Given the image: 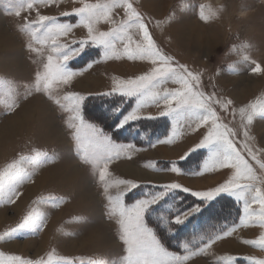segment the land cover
<instances>
[{"label": "snow or ice", "instance_id": "1", "mask_svg": "<svg viewBox=\"0 0 264 264\" xmlns=\"http://www.w3.org/2000/svg\"><path fill=\"white\" fill-rule=\"evenodd\" d=\"M12 9L10 14L20 17L24 10L35 11L33 19H25L19 31L27 37V51L37 64L34 82L23 85L19 91L12 82L0 80L4 99L0 104L5 114L14 112L22 100L40 94L57 106L62 114L65 134L72 144L73 158L88 166L93 179L102 189L104 216L117 227V237L123 255L119 264H189L192 258L206 255L218 241L233 235L240 228L264 229V148L255 144L251 134L257 118L264 119V98L256 99L246 107L231 108L233 101L209 94L201 89V73L189 69L160 48L149 31L150 20L134 6L135 0H73L80 6L63 11L60 16L42 14V8L59 6L62 0H6ZM117 10L123 17L115 19ZM223 6L212 9L205 4L198 6L199 19L205 23L219 18ZM61 17H74L75 22H64ZM107 24V31L100 25ZM159 26V24H157ZM83 29L85 35L76 38L74 30ZM244 48L249 45L244 44ZM94 50V54L82 67L74 69L73 62L83 59ZM232 51H236L235 48ZM127 59L147 62L149 68L143 74L127 79L113 77L107 91L80 93L61 88L70 86L76 77L109 61ZM242 61L254 65L251 73L260 74L264 68L250 60ZM235 72L236 66L230 67ZM175 87H168V85ZM93 100L103 103L89 110ZM216 106L229 112L233 120L239 116V128L234 129L223 122ZM150 108L158 111L148 112ZM166 118L170 130L150 147L175 144L189 132L205 129L202 138L189 147L179 160L169 161L166 167H147L176 175L203 177L206 174L227 173L225 179L205 190L187 187L179 182L150 184L148 191L128 202L129 194L141 188V184L130 179H113L110 165L120 159L131 160L134 153L143 149L135 143H118L107 130L115 121V131H139L137 122ZM242 136V139H237ZM194 153L202 155L199 163L185 171L183 162L194 163L189 158ZM58 154L33 148L20 153L10 163L0 168V205L15 204L22 194L20 188L33 181L38 171L57 162ZM115 189V191H113ZM190 198L187 207H178ZM228 198L240 205L242 211L232 224L219 228L196 231L183 239L178 234L181 226L189 227L193 217L203 219L206 224L228 211ZM66 201L63 197L49 194L33 202L32 207L14 227L0 234V242L11 240L20 232L37 235L46 224L47 215L42 205L59 208ZM219 205V207H217ZM205 209L208 215L203 216ZM155 217L154 221L150 218ZM176 241V250L170 244ZM264 251V232L258 239L244 240ZM248 264H264V259L244 257ZM0 264H77L69 257L58 256L55 251L39 259L21 256L4 257L0 253ZM83 264V262H81ZM88 264H107L103 259L90 260ZM220 264H239L235 256H223Z\"/></svg>", "mask_w": 264, "mask_h": 264}, {"label": "rangeland", "instance_id": "2", "mask_svg": "<svg viewBox=\"0 0 264 264\" xmlns=\"http://www.w3.org/2000/svg\"><path fill=\"white\" fill-rule=\"evenodd\" d=\"M89 2L94 3L95 0ZM200 4L212 9L223 6L224 11L219 18L205 23L198 16ZM78 6L79 3H73V0H62L58 7L42 8L41 12L59 17L61 12L71 11ZM134 6L151 21L149 31L158 46L192 71L202 74L201 89L204 92H214L218 97L232 100L231 108L246 107L256 99L264 98V72L253 74L250 68L254 65L242 61V56L248 55L250 60L264 68V0H135ZM11 11L6 0H0V80L12 82L22 92L23 85L34 82L37 64L32 62L34 56L30 57L27 51V37L19 31V27L25 19H33L35 11L24 10L20 17L10 14ZM122 17V10H117L115 19L118 21ZM61 19L75 22L76 18ZM100 28L107 31L109 25L101 24ZM74 35L82 38L85 31L76 29ZM244 44L249 47L244 48ZM233 48L236 51H232ZM92 54L94 50L83 59L74 61V69L82 67ZM233 65L236 66L235 72L230 71ZM148 68L147 62L129 61L126 58L109 61L76 77L70 86L62 87L60 91L61 94L68 91H107L112 86L113 77H135ZM3 99V90L0 89V100ZM35 108L37 111L41 109L42 113ZM42 108L48 113L44 114ZM231 108L229 112H223L216 106L223 122L238 129L239 116L233 120ZM5 111L0 104V168L20 153H28L33 148L55 152L59 158L56 163L41 168L32 182L21 186L22 194L15 204L0 205V234L14 228L34 206L33 202L42 196L51 194L63 197L66 202L59 208L42 205V211L47 215L43 230L37 235L20 232L11 240L0 242V253L5 258L15 255L35 260L55 251L56 255L72 258L77 264H88V261L97 259H103L107 264H119L123 252L117 227L103 214L105 202L102 189L93 179L89 167L73 158L72 144L62 123V116L66 117V114H62L55 104L40 94L22 100L14 112L5 114ZM147 111L155 114L158 110L150 108ZM160 119L165 120L167 125L165 136L170 130V122L166 118ZM204 131L202 128L194 133L189 132L175 144H158L154 148L150 144L157 138L147 141L146 131L122 129L117 132L120 136H130L132 141L141 144L137 147L143 149L134 153L131 160L120 159L109 167L113 179H130L141 184V188L134 190V194L130 193L126 200L130 202L148 191L150 184L179 182L193 189L205 190L222 182L227 175L224 171L191 177L147 167L154 164L157 168H163L169 161L179 160L180 155L202 138ZM251 134L255 137L256 146L264 148V119H256ZM237 139H242V136H237ZM189 159L194 163L183 162L185 171L194 168L202 155L194 153ZM236 205L240 214L242 208ZM199 224L203 223L193 219L190 227L184 226L183 229H196L197 226L201 227ZM209 228L204 225L202 230ZM262 232L264 229L259 227L240 228L232 236L213 245L208 254L192 258L189 264H220L223 256H235L239 264H248L244 257L264 259V251L243 243L244 240L258 239Z\"/></svg>", "mask_w": 264, "mask_h": 264}, {"label": "trees", "instance_id": "3", "mask_svg": "<svg viewBox=\"0 0 264 264\" xmlns=\"http://www.w3.org/2000/svg\"><path fill=\"white\" fill-rule=\"evenodd\" d=\"M102 103H103V101H101V100H93L89 104V110L94 111L95 108L97 106L101 105ZM92 109H94V110H92ZM110 123L112 125H114L115 121H111ZM157 124H160V125L157 127H154V125H157ZM136 126L139 128V130L147 132V135H146L147 141H149L151 139H155V138L159 139V138L163 137L165 134V131L167 130V125L165 123V120H163V119H158V120H154V121L142 120V121L137 122ZM114 127L115 126L107 127V130L113 135V138L116 141H118V142H132L138 146L141 145L140 143L132 141L130 139V136H128V135L120 136L119 133H117V131L114 130ZM225 199L228 200L227 198H225ZM190 202H191L190 198L186 199V200L182 201L181 205L178 207H181V208L187 207L188 204H190ZM217 207H219V205H217ZM227 207H228V211L224 212L222 215L216 217L215 219L208 221L206 224L204 223L203 219H200L199 217H193L188 223H190L193 219H198L201 223H203V224H199V225H201V227L200 226L196 227V229H195L196 231H203L202 227L204 225H206V226L208 225L209 227H211L209 229L219 228V227L224 226L225 224L230 225L237 220V217L239 215V209H238L237 205L233 201H230V200H228ZM207 215H208V210L205 209L203 216H207ZM150 220L154 221L155 217H151ZM183 228H185V227L181 226L178 229V234H179L181 239H183L185 236H189L190 234H193L194 229L184 230ZM176 243H177L176 241L171 242L170 250H176Z\"/></svg>", "mask_w": 264, "mask_h": 264}, {"label": "bare ground", "instance_id": "4", "mask_svg": "<svg viewBox=\"0 0 264 264\" xmlns=\"http://www.w3.org/2000/svg\"><path fill=\"white\" fill-rule=\"evenodd\" d=\"M197 41V40H196ZM40 108H41V106H40ZM36 109V108H35ZM42 109H44L45 110V113L44 114H47L48 113V110H46L45 108H42ZM36 111H37V109H36ZM41 111V113H42V110L41 109H39L37 112L39 113ZM36 113V112H35ZM136 174H138V173H136Z\"/></svg>", "mask_w": 264, "mask_h": 264}]
</instances>
